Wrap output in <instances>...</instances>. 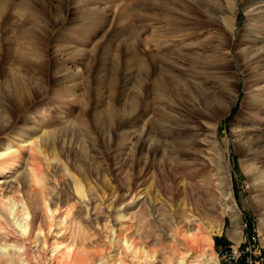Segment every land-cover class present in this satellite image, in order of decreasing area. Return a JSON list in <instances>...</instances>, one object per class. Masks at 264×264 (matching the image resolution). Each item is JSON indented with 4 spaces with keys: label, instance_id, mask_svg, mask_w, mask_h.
Listing matches in <instances>:
<instances>
[{
    "label": "rangeland",
    "instance_id": "obj_1",
    "mask_svg": "<svg viewBox=\"0 0 264 264\" xmlns=\"http://www.w3.org/2000/svg\"><path fill=\"white\" fill-rule=\"evenodd\" d=\"M0 167L5 210L97 234L105 260L123 226L182 214L210 250L122 260L219 264L245 224L264 247V0H0ZM4 227L0 264H25Z\"/></svg>",
    "mask_w": 264,
    "mask_h": 264
},
{
    "label": "bare ground",
    "instance_id": "obj_2",
    "mask_svg": "<svg viewBox=\"0 0 264 264\" xmlns=\"http://www.w3.org/2000/svg\"><path fill=\"white\" fill-rule=\"evenodd\" d=\"M8 156L5 155L3 158L2 166L12 165V162L8 165L9 158H11H7ZM7 173L8 167L0 169V177ZM2 183L0 180V233H7L4 227L7 222L8 226L18 231L17 234H14V232L10 234V229H8V236H19L24 245L21 250L10 248L9 251H6V255L12 260L23 253V257L26 260L25 264H126L122 260L123 253L119 251L116 255L105 260V249H102L101 245L96 243L98 240L97 234L95 235L90 231L84 232L80 227H75L76 232L73 234L69 232L68 228L56 229L52 225L47 227L35 226L36 218L34 219L29 208L24 203H15L11 208L5 210L3 203L5 190L1 187ZM50 213L53 214L51 210ZM232 213L235 215V220H239L237 212L233 211ZM179 219V222H172V228L168 226L170 227L169 231H166V227L162 226L155 235H144L136 231L137 239L134 238L135 235L131 231L133 226H123L118 235L119 244H122L121 246L126 249L125 257H123L128 258V253L131 254L132 259L137 258L141 253L147 256L157 254L158 251L150 253L147 249V245L152 243V240L156 241L153 243L154 246H161L165 242L164 240L170 239L173 244L168 249L166 247L164 253L166 255H175L177 258L183 256L184 253L181 250H192L198 253L206 245L209 250L212 248L213 239L210 235H207L206 227H204L203 223L186 214H182ZM24 221H27V223H24ZM124 231H127L130 235H125ZM155 256L153 255V258ZM179 264H186V262L182 258Z\"/></svg>",
    "mask_w": 264,
    "mask_h": 264
},
{
    "label": "built area",
    "instance_id": "obj_3",
    "mask_svg": "<svg viewBox=\"0 0 264 264\" xmlns=\"http://www.w3.org/2000/svg\"><path fill=\"white\" fill-rule=\"evenodd\" d=\"M244 232L239 244L219 248V264H264V247L259 242L256 230L245 224Z\"/></svg>",
    "mask_w": 264,
    "mask_h": 264
},
{
    "label": "trees",
    "instance_id": "obj_4",
    "mask_svg": "<svg viewBox=\"0 0 264 264\" xmlns=\"http://www.w3.org/2000/svg\"><path fill=\"white\" fill-rule=\"evenodd\" d=\"M222 246V244H218V248H220Z\"/></svg>",
    "mask_w": 264,
    "mask_h": 264
}]
</instances>
